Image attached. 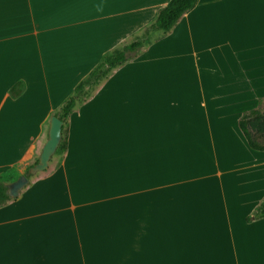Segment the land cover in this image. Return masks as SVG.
I'll return each mask as SVG.
<instances>
[{
  "label": "crops",
  "instance_id": "0c3cea01",
  "mask_svg": "<svg viewBox=\"0 0 264 264\" xmlns=\"http://www.w3.org/2000/svg\"><path fill=\"white\" fill-rule=\"evenodd\" d=\"M168 2L0 0V175L39 158L75 87ZM252 104L264 114V0H197L0 206V264H264V219L245 222L264 152L237 126Z\"/></svg>",
  "mask_w": 264,
  "mask_h": 264
},
{
  "label": "trees",
  "instance_id": "16d2710c",
  "mask_svg": "<svg viewBox=\"0 0 264 264\" xmlns=\"http://www.w3.org/2000/svg\"><path fill=\"white\" fill-rule=\"evenodd\" d=\"M196 3L197 0H169L167 5L159 10L155 21L150 25V29L148 30L149 32L157 33L155 40L148 42L147 44H144L142 41H134L118 50L106 54L89 72V74L75 87L73 95L70 96L54 114V117L62 122V138L51 160L59 152H62L63 154L65 151L68 122L70 115L75 109H77L80 104L89 100L94 92L107 81L112 73L123 67L125 64L135 60L149 45L167 36L178 24L181 18L194 8ZM81 96H84L85 98L87 97V99L80 101ZM237 126L251 150L264 152V114L253 109L248 110L240 116L237 121ZM29 168L26 170L24 176L32 178L33 175H30L28 172ZM24 176L21 178L25 179ZM25 181L27 184L24 187L28 185L30 180ZM14 198L15 197H10L7 194L5 185L0 181V206ZM261 219H264V202H261L254 211L246 217L245 222L249 224Z\"/></svg>",
  "mask_w": 264,
  "mask_h": 264
},
{
  "label": "rangeland",
  "instance_id": "374dc122",
  "mask_svg": "<svg viewBox=\"0 0 264 264\" xmlns=\"http://www.w3.org/2000/svg\"><path fill=\"white\" fill-rule=\"evenodd\" d=\"M151 25V24H150ZM150 25H147L145 27V30H139V31H131L129 37L126 39V41H123L121 43H119V45H116L115 47H113L108 53L113 52L114 50H118L120 49L122 46L128 45L134 41H142L144 42V44H147L148 42H151L153 40L156 39L157 37V33H153V32H149L148 30L150 29ZM249 27V26H246ZM107 53V54H108ZM87 97L85 98L84 96L80 97V101L86 100ZM253 108V104L250 105L249 109ZM247 110V111H248ZM244 113V112H243ZM242 113V114H243ZM62 152H59L49 163L48 165V169L44 172L41 173H36L33 175V177L37 176V175H42L43 173H46L47 171L51 172L56 166L59 165V163L61 162L62 159ZM38 161V156L36 155L34 160L29 164V166H23L22 168L19 169V167L15 166L13 168H11L8 171L3 172L0 177V181L2 184L5 185L6 187V192L9 196H13L15 194V190L13 189H8L7 186L13 185L14 183H16L22 176H24L26 170L29 167H33L34 165H36V162ZM20 172H23L22 174H20ZM31 175V174H30ZM25 179L24 180H31L32 178H29L28 176H24Z\"/></svg>",
  "mask_w": 264,
  "mask_h": 264
},
{
  "label": "water",
  "instance_id": "95a60500",
  "mask_svg": "<svg viewBox=\"0 0 264 264\" xmlns=\"http://www.w3.org/2000/svg\"><path fill=\"white\" fill-rule=\"evenodd\" d=\"M61 131H62V122L54 116L51 117L47 140L41 149L37 164L29 168L28 170L29 174L34 175L36 173L44 172L48 169L49 162L53 157V155L55 154L59 142L62 138ZM26 184L27 182L24 180V178H20L13 185L7 186L8 189L15 190V194L10 197L17 196Z\"/></svg>",
  "mask_w": 264,
  "mask_h": 264
}]
</instances>
